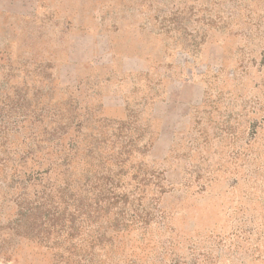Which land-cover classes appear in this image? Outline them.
<instances>
[{"label":"rangeland","instance_id":"1","mask_svg":"<svg viewBox=\"0 0 264 264\" xmlns=\"http://www.w3.org/2000/svg\"><path fill=\"white\" fill-rule=\"evenodd\" d=\"M0 264H264V0H0Z\"/></svg>","mask_w":264,"mask_h":264}]
</instances>
